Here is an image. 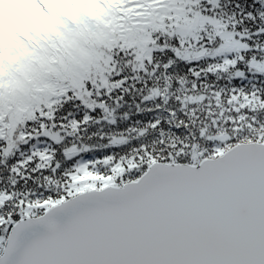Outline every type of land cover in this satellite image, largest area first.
<instances>
[{"label": "snow or ice", "instance_id": "1", "mask_svg": "<svg viewBox=\"0 0 264 264\" xmlns=\"http://www.w3.org/2000/svg\"><path fill=\"white\" fill-rule=\"evenodd\" d=\"M165 2L138 43L121 27L102 51L58 53L7 115L0 95V264H264V0L240 30L221 0ZM115 49L133 70L176 56L215 79L176 97L183 115L102 145L81 126L115 123Z\"/></svg>", "mask_w": 264, "mask_h": 264}, {"label": "trees", "instance_id": "2", "mask_svg": "<svg viewBox=\"0 0 264 264\" xmlns=\"http://www.w3.org/2000/svg\"><path fill=\"white\" fill-rule=\"evenodd\" d=\"M178 7L175 3L158 0H125V3H113L111 0H0V95H2L5 115L14 109L21 91L27 87H35L43 81L37 75L42 65H49L58 58V53L73 52L76 55L102 51L101 42H108L121 27L131 42L138 43L137 38L144 31L146 23L158 29V20H162L157 9ZM221 14L237 22V30L248 22L246 0H221ZM209 11H220L209 6ZM137 16L145 19L133 24ZM161 49L154 53V64H163L159 59ZM159 54V55H158ZM116 75L123 73L119 87L115 93V123L108 111L95 123L82 125V132L91 135L102 145L108 144L113 136L138 135L145 125L159 120L161 124L172 119L171 113L179 112L181 98L186 90H191L193 82L197 89L209 83L211 73L205 75L201 71L200 62H185L173 56L167 69L154 72L151 68L133 70L127 64V58L119 49L113 51ZM182 64H187L181 68ZM138 67V65H133ZM199 73V77L193 75ZM159 76V79H157ZM165 77L167 80L165 81ZM32 78V83L29 79ZM170 82L168 92L164 95L150 96V90L159 88L164 92L165 83ZM219 83V81H216ZM188 94H191L190 92ZM195 105H189V108ZM158 134V132H157ZM135 143L134 140L131 141Z\"/></svg>", "mask_w": 264, "mask_h": 264}]
</instances>
